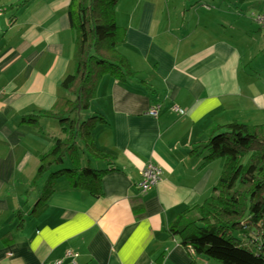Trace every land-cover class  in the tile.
Returning <instances> with one entry per match:
<instances>
[{"label": "crops", "instance_id": "0c3cea01", "mask_svg": "<svg viewBox=\"0 0 264 264\" xmlns=\"http://www.w3.org/2000/svg\"><path fill=\"white\" fill-rule=\"evenodd\" d=\"M23 1L0 0V264H72L68 251L77 264H218L172 229L221 177L222 161L204 148L211 129L264 124V30L252 26L251 0H118L119 50L137 75L103 77L85 111L104 118L92 132L109 156L95 168L106 171L102 195L58 177L35 213L51 172L71 166L37 177L41 156L64 137L40 112L69 96L61 82L75 71L72 0ZM148 164L161 180L143 193Z\"/></svg>", "mask_w": 264, "mask_h": 264}, {"label": "trees", "instance_id": "16d2710c", "mask_svg": "<svg viewBox=\"0 0 264 264\" xmlns=\"http://www.w3.org/2000/svg\"><path fill=\"white\" fill-rule=\"evenodd\" d=\"M117 3L118 0L71 1L75 71L61 82L69 96L59 98L51 110L40 112L60 122L64 137L56 138L52 148L41 156L37 177L54 166H65L67 161L71 166L51 172L34 213L46 206L58 177L66 176L74 186L94 196L102 195L106 171L83 165L82 153L96 161H109L92 137L104 118L85 119L84 114L103 77L128 83L137 75L119 50L125 35L116 20ZM204 148L208 150V160L222 161L221 177L206 202L177 220L172 233L183 236V245L197 256L221 264H264V124L235 121L213 127Z\"/></svg>", "mask_w": 264, "mask_h": 264}, {"label": "built area", "instance_id": "2783aa9c", "mask_svg": "<svg viewBox=\"0 0 264 264\" xmlns=\"http://www.w3.org/2000/svg\"><path fill=\"white\" fill-rule=\"evenodd\" d=\"M3 10L0 8V13H2ZM253 18L255 21H257L260 26L264 30V13L255 14L253 15ZM159 106H154L150 109L149 114L153 117H157L159 114ZM174 111H178L180 113H184L178 106L173 107ZM161 180V170L156 167L154 164H148L145 166L144 170L142 171V180L140 183V188L143 193H146L153 189ZM78 254L72 251H68L65 255L66 258L72 259V264H77L76 259L78 258ZM64 260L60 259L55 262V264H63Z\"/></svg>", "mask_w": 264, "mask_h": 264}, {"label": "rangeland", "instance_id": "374dc122", "mask_svg": "<svg viewBox=\"0 0 264 264\" xmlns=\"http://www.w3.org/2000/svg\"><path fill=\"white\" fill-rule=\"evenodd\" d=\"M244 7H245V8H246V7H251V9L254 10L253 12H251L252 15H253V13H254V14H260V13H263V11H264V0H251L249 3H247L246 5H244ZM252 19L254 20L253 17H252ZM253 20H251V21L253 22V23H252V26H253V27H258V26H260L258 22H256L255 20L253 21ZM84 118L87 119V118H89V116L86 117V115L84 114ZM82 154H83V158H84L85 156L88 155V154H85V153H82ZM84 159H86V158H84ZM96 164H97V161H93V163H92V167L96 168ZM49 175H50V174H49ZM209 262H211V263L217 262L218 264H221V263H219V262L216 261V260H211V261H209Z\"/></svg>", "mask_w": 264, "mask_h": 264}]
</instances>
